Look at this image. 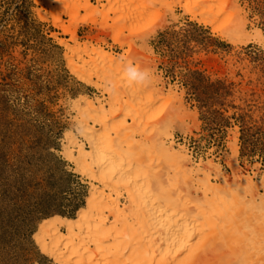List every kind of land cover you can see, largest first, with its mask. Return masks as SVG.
<instances>
[{
	"label": "rangeland",
	"instance_id": "1",
	"mask_svg": "<svg viewBox=\"0 0 264 264\" xmlns=\"http://www.w3.org/2000/svg\"><path fill=\"white\" fill-rule=\"evenodd\" d=\"M109 1L90 0L102 10H109ZM153 1L132 0L127 9L120 0L103 27L99 12L71 13L78 7L73 0H0V264H58L37 240L42 225L77 218L87 206L88 179L62 154L65 134L76 129L70 101L108 94L71 69L70 49L55 35L79 47L70 29L82 46L129 54L134 65L140 57L142 70L168 93L163 105L175 108L174 139L177 147L186 146L192 165L213 160L229 181L235 171L264 179V0H222L230 5L219 16L221 27L232 22L234 4L245 22L246 36L238 43L187 12L188 0ZM222 2L213 0L211 10ZM54 10L64 27L56 24ZM115 33L127 41L124 47Z\"/></svg>",
	"mask_w": 264,
	"mask_h": 264
},
{
	"label": "bare ground",
	"instance_id": "2",
	"mask_svg": "<svg viewBox=\"0 0 264 264\" xmlns=\"http://www.w3.org/2000/svg\"><path fill=\"white\" fill-rule=\"evenodd\" d=\"M74 1L78 7L71 13L80 8L99 12L103 27L109 12L119 11L120 0H110L109 10L90 0ZM189 1L183 4L187 12L227 41L238 43L246 36L236 4L232 22L221 27L219 16L227 11V0H221L217 11L211 10L213 0ZM123 3L129 9L132 0ZM54 12L56 24L64 27ZM136 16L129 11V17ZM67 31L79 47L55 35L70 49L71 69L108 96L82 94L70 101L76 129L65 134L62 154L87 177L90 192L77 218L43 223L37 240L45 253L58 264H264V179L235 171L229 181L230 175L228 179L213 160L192 165L186 146L175 142L170 119L175 108L163 105L168 93L152 77L145 83L129 79L130 67L143 71L140 57L135 55L134 65L129 54L117 57L99 44L82 46L76 29ZM261 33L257 30L256 37ZM122 38L115 33L124 47ZM234 165L238 169L237 160Z\"/></svg>",
	"mask_w": 264,
	"mask_h": 264
},
{
	"label": "clouds",
	"instance_id": "3",
	"mask_svg": "<svg viewBox=\"0 0 264 264\" xmlns=\"http://www.w3.org/2000/svg\"><path fill=\"white\" fill-rule=\"evenodd\" d=\"M129 79L135 81L136 83H145L151 79L150 70L140 71L136 68H129L128 72Z\"/></svg>",
	"mask_w": 264,
	"mask_h": 264
}]
</instances>
